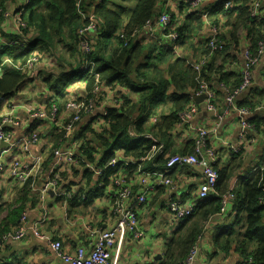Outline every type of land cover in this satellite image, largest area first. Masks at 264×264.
Returning <instances> with one entry per match:
<instances>
[{
	"label": "crops",
	"instance_id": "1",
	"mask_svg": "<svg viewBox=\"0 0 264 264\" xmlns=\"http://www.w3.org/2000/svg\"><path fill=\"white\" fill-rule=\"evenodd\" d=\"M230 1L233 2V0ZM252 1L249 0L248 9ZM27 3L28 0H13L5 4L4 9L9 17L2 19L0 24V47H4L9 38L19 33L16 16H20ZM222 3L223 0H207L196 11L186 15L183 6L179 5V0L159 2L161 6L157 9L164 8L171 13L172 27L176 28L180 35L176 58L192 66L197 64L203 56H207L208 68L204 79L210 85L214 97V112L207 110L204 101L198 104L195 100L197 114L192 122L179 129L174 126L166 133L162 132L165 133L164 139L159 136L157 139L165 144L168 157L190 153L187 149L190 144H194L196 138L194 129L202 128L211 131L208 144L217 153L219 159L217 168L221 170L232 167L235 170L229 181L228 191H230L237 189L242 181L264 168L261 164L264 148V55L259 56V64L253 71L251 86L235 99V105L239 108H250V105H254L248 120L254 121L259 127H255L256 133L249 134L256 145L246 143L239 154L233 155L221 146L220 141L224 140L235 145L239 143L240 120L234 111L224 115L226 94L221 87L224 85L232 91L240 85L244 49H249L256 54L257 44L261 38L258 39L257 34L250 35L242 27L238 31L235 30L233 25L235 21H229L227 18L228 11L235 5L227 9L217 8ZM258 3V17L254 19L256 24L264 22V0H258ZM240 6V3L236 4V7ZM213 28L219 30V37L224 43V48L220 52L209 55L205 53L207 50L205 43L210 39ZM140 33L139 37H142L143 41L150 42L145 30ZM34 36H36L35 32L29 31L28 43L14 47L28 49ZM162 40L164 47L167 43L165 39ZM32 57L37 59L35 65L22 72L24 77L13 94L0 102V123L8 118L17 124H8L5 127V132L9 135V141L6 143L9 146L0 143V221L5 219L13 208H18L22 200H25V204H22L23 212L10 228H17L20 225L21 215L26 214L28 226L34 227L53 240L61 241L64 252L73 254L77 247L90 249L89 246L94 241L92 236L94 231L108 230L115 226L116 218L111 214L115 181L123 178L133 185L135 194L139 193L140 189L136 185L138 167L121 166L116 171H111L112 173L106 178L97 177L81 164L73 165L69 171H64L62 168L65 164L55 158L54 152L64 150L79 157L82 147L88 143L89 147L94 149L92 160L95 163L86 162L96 167L101 156V149L97 146L94 137L107 129L101 112L108 108H115V100L120 106L124 97L130 95L127 89L105 86V93L100 94L94 113L83 116L80 122L73 125L71 129H67L73 114L66 109V104L69 101L81 102L88 99L90 95L86 88L90 76L78 71L79 55L76 53L71 55L67 50L64 54H59L57 51L53 53L43 49L40 44L32 51L28 59ZM4 60L10 61L8 58ZM13 64L15 63L11 62V65ZM16 65L22 66L21 63ZM192 91L194 90L189 89L188 93L191 94ZM171 93L172 91L168 92L165 102H160L147 118L146 138L153 136L150 135L153 134L152 131L159 134L156 127L160 124V115L167 112ZM262 94L263 97L260 99ZM28 110L44 112L46 117L33 118ZM153 119L157 121L154 123ZM33 134L37 136L38 141L25 151L22 141ZM115 159L134 160L130 156L125 157L121 151L115 152ZM14 161H19L23 165H37L36 171L23 186L11 176V165ZM160 161L164 163L165 159L157 160L154 165L158 166ZM57 177L58 185L53 190H49L45 199L41 201L39 189L44 183L53 181ZM171 178L173 179L171 189L164 187L158 189L145 206L135 209L139 220V230L143 235L139 239L128 237L119 247H116L118 249L114 248L111 264L168 263V258L165 256L166 244L178 237L183 220L177 221L169 215L166 205L171 198L185 199L184 197L192 196L194 199L202 183V172L198 168H177L171 173ZM60 191L68 193L71 198L75 196L83 198L85 194H90L91 201L80 205L68 204L65 198L59 197ZM77 200L79 202L80 198ZM129 202V207H132L134 201ZM234 223V214L231 212L215 215L209 219L204 225L199 241L197 239L190 248V250L194 246L197 248L194 264H242V258L234 244L227 252L215 246L219 229L226 231L232 228ZM236 228L240 229L241 226ZM0 264L65 263L51 251L49 243L40 241L28 233L20 242L4 244L0 250Z\"/></svg>",
	"mask_w": 264,
	"mask_h": 264
},
{
	"label": "trees",
	"instance_id": "2",
	"mask_svg": "<svg viewBox=\"0 0 264 264\" xmlns=\"http://www.w3.org/2000/svg\"><path fill=\"white\" fill-rule=\"evenodd\" d=\"M8 1L13 0H0L2 13H7L4 6ZM159 2L161 0H28L19 16L25 25L22 32L24 36L27 35L28 40L29 31L35 32L36 36L28 49L7 48L6 45L0 47V102L13 94L24 77L22 71L14 66L3 65L4 58L10 59L15 65H24L32 51L40 44L43 49L53 53L58 47H66L71 55H79L78 71L90 76L86 88L88 93L95 85V76L107 87H121L129 91L130 96H125L119 107L106 110L104 120L107 129L94 137L101 149L96 167L104 169L103 178L121 166L126 167L124 160H118L114 167L108 166V163L115 159L116 151L136 160L151 147L152 142L145 137V122L159 103L165 102L168 92L172 91L167 112L160 115V124L156 127L159 134L154 131L150 134L153 135L151 138L166 149L165 144L157 138L159 136L164 139L165 133L179 123V115L186 110L190 100L189 89L197 88V75L185 61L175 58L166 48L158 46L154 41L147 43L139 37L145 24L156 18ZM232 3L235 6L228 11L227 18L229 21H235V30L238 31L242 27L250 35L257 34L258 39L262 38L264 22L256 24L250 17L249 0H233ZM238 3L241 4L240 7H236ZM2 18L0 14V24ZM91 24H95L97 29L94 33H87L90 51L83 53L78 47V33ZM136 32L138 35H135ZM9 39L17 40L20 37L14 35ZM205 53L208 54L209 50ZM85 63H89L88 69L83 68ZM207 68L208 65L203 70L202 78L205 77ZM262 97L263 94L260 99ZM249 107L253 112L254 105ZM249 122L259 128L254 121ZM192 147L193 144H190L187 150L191 152ZM93 151L94 149L86 143L79 157L95 163L92 160ZM162 158L164 157L156 156L152 161L144 163L142 169L163 171L165 158L164 163L160 161L158 166L154 165ZM261 164L264 166V148ZM132 166L136 165L129 167ZM217 171V195L211 194L198 202L194 213L182 221L178 237L166 244V264H184L191 246L202 235L204 225L220 213L221 198L227 193L235 170L230 167L221 170L217 168ZM261 176L264 177V171L257 170L242 181L237 189H232L231 192L235 196L232 210L235 223L226 231L219 229L215 238V246L226 252L234 244L242 258V264H264V201L260 202L263 197V185L259 183ZM25 191L28 192L27 187ZM90 201L91 195L85 194L83 198H70L67 203L80 205ZM22 204H25V200L0 221V237L10 232V227L17 222L24 210ZM238 226L241 228L235 229Z\"/></svg>",
	"mask_w": 264,
	"mask_h": 264
},
{
	"label": "built area",
	"instance_id": "3",
	"mask_svg": "<svg viewBox=\"0 0 264 264\" xmlns=\"http://www.w3.org/2000/svg\"><path fill=\"white\" fill-rule=\"evenodd\" d=\"M207 0H179V5L183 6L185 14H191L196 11L198 7ZM219 1V0H218ZM233 5L231 1L223 0L220 8H230ZM161 6L158 5V7ZM258 0H253L249 9L250 17L256 19L258 17ZM0 14L3 18H8V13H2L0 9ZM206 20V16L204 17ZM172 15L166 9L158 10L157 16L154 20H149L143 30L147 33V38L150 41H154L158 46L163 47V40H166L167 45L164 46L169 50L173 56L176 58L178 53V42L180 35L176 28L172 27ZM16 23L19 27V33L17 36L20 37L18 41L13 39H8L5 43L8 47H14L16 45L28 43L27 35L24 36L22 30L25 29L24 23L19 17L16 16ZM96 25L91 24L88 28L79 31L78 33V47L83 53H88L90 51V43L88 40L87 33L96 32ZM159 33V34H157ZM135 35H138L136 32ZM20 41V42H19ZM19 42V44H17ZM206 48L209 50V55L223 50L224 43L219 37V30L213 28L211 32L210 39L205 43ZM264 55V36L258 41L256 54H253L249 49H244L243 59L244 63L241 69V83L240 85L229 91L224 85L221 87L226 94L224 108V115L229 114L234 111L240 120V133L238 135V144H231L224 140H221V146L226 149L229 153L236 155L242 151L244 144L248 143L250 145H256L255 140L249 136L251 133H256L255 125L249 122L248 117L252 114L250 108H239L235 105V99L244 91H246L252 83L253 71L259 64V56ZM37 59L32 57L26 61L24 65H15V68L20 71H26V69L33 67ZM208 60L207 56H203L201 60L191 67L192 71L197 75V88L190 94V103L186 106V110L179 115V123L176 125L177 129L180 127H185L192 122V119L197 114V106L194 103L195 99L203 97V101L206 105L207 110L214 112V101L213 94L210 89V85L202 78V73L204 68L207 66ZM3 65H11L9 60H4ZM85 69L89 68V63H85ZM2 73V68L0 67V75ZM96 79L95 85L92 87V91L88 93L90 95L87 100L76 102L69 101L66 104V109L71 111L73 117L67 124V129H71L73 125L80 122L83 116H89L94 113L97 109V102L99 101L100 94H104L105 85L99 82L98 76L94 77ZM87 95V96H88ZM114 106L117 108L119 106L118 101H114ZM14 107H12L13 109ZM33 118H44L46 114L41 111L28 110ZM107 111L101 112V117L104 119L106 117ZM10 116V115H9ZM154 123L157 119H153ZM94 122V121H93ZM10 125H17L14 121L5 118L0 123V143H5L9 141V135L5 132V127ZM196 138L192 147V151L187 154L166 156L167 150L164 146L157 142L153 138H149L152 142L151 147L146 150L143 155L136 160L130 159L124 162V166L129 167L130 165H136L138 167V179L136 185L139 187V193L134 192L133 185L128 183L123 178H118L115 181V190L112 195V210L111 214L116 218V224L114 227L108 230L94 231L92 236L94 241L89 246L90 249L84 247H77L73 254H68L64 252L63 245L61 241L53 240L50 236L41 234L34 227L28 226L26 214H22L20 217V225L15 229H11L10 232L4 234L0 237V250L3 248L4 244L7 242H20L25 239L28 233H31L35 238L40 241L50 244V249L56 256L65 264H111L113 260V249H118L126 238L130 237L132 239H139L142 237V232L139 230V220L136 212L137 207L145 206L151 199V197L156 193V191L162 187L171 189L173 187V179L171 178V173L177 168H198L202 172V183L198 187L197 192L190 198H171L166 205V211L175 220L181 221L190 217L196 208L198 202L203 201L209 195H217L216 186L218 182V156L214 148L208 144V136L211 131L202 128L194 129ZM213 133L215 132L212 131ZM256 135V134H255ZM38 141L35 134L31 135L22 141L23 149L26 151L28 147ZM55 158L60 162H63L65 166L62 168L64 171H69L71 166L81 164L85 169L92 172L97 177L103 176V169L94 167L92 164L87 163L80 157H76L73 153L57 150L54 152ZM156 156H163L166 159L163 171H144L142 165L146 162L152 161ZM118 163L117 159H112L108 166L114 167ZM37 165H23L19 161H14L11 165V176L12 178L21 186L26 184L30 179L31 175L36 171ZM262 172L263 169H260ZM58 177L53 181H48L44 183L39 189L40 200L45 199L46 194L49 190H53L54 187L58 185ZM259 183L263 185L262 192L263 197L260 202L264 201V177L261 176ZM228 191L221 198L220 213L216 215H223L228 213H233L235 196ZM59 197H63L68 201L71 196L68 193L60 191ZM134 201L133 206L129 207V201ZM65 201V203H66ZM200 237L198 238L199 241ZM117 254V252H116ZM197 258V248L194 246L184 262V264H194ZM144 264H151L146 262Z\"/></svg>",
	"mask_w": 264,
	"mask_h": 264
},
{
	"label": "rangeland",
	"instance_id": "4",
	"mask_svg": "<svg viewBox=\"0 0 264 264\" xmlns=\"http://www.w3.org/2000/svg\"><path fill=\"white\" fill-rule=\"evenodd\" d=\"M2 19H4V18H2ZM66 50L68 51V49H66V47H58V49L56 51L59 52V54H64L66 52ZM236 229H238V228H236Z\"/></svg>",
	"mask_w": 264,
	"mask_h": 264
},
{
	"label": "water",
	"instance_id": "5",
	"mask_svg": "<svg viewBox=\"0 0 264 264\" xmlns=\"http://www.w3.org/2000/svg\"><path fill=\"white\" fill-rule=\"evenodd\" d=\"M196 100V102L199 104V103H201L202 101H203V97H200V98H197V99H195ZM9 146L8 144H4V146Z\"/></svg>",
	"mask_w": 264,
	"mask_h": 264
}]
</instances>
